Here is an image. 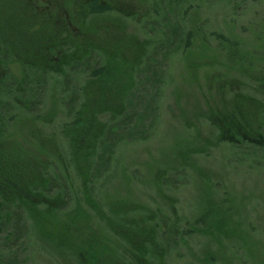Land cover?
<instances>
[{"label":"rangeland","instance_id":"1","mask_svg":"<svg viewBox=\"0 0 264 264\" xmlns=\"http://www.w3.org/2000/svg\"><path fill=\"white\" fill-rule=\"evenodd\" d=\"M19 1L10 33L58 51L44 74L0 41V159L34 204L2 210L0 264H264V0Z\"/></svg>","mask_w":264,"mask_h":264},{"label":"trees","instance_id":"2","mask_svg":"<svg viewBox=\"0 0 264 264\" xmlns=\"http://www.w3.org/2000/svg\"><path fill=\"white\" fill-rule=\"evenodd\" d=\"M24 3H25L24 1L18 2V0H0V6L2 4H8V5H13V7H15V9H17V10H12L11 14H7L8 9L2 11L1 7H0V41L3 42V45L5 47L4 48L5 52L2 51V53L4 55H6V57H8L9 54L11 56H13V54L17 53L16 54L17 57L20 58L22 56L23 58L25 57V59H26V56L29 59L32 55V56H34V64L33 63L29 64V66L31 65L32 67L37 68L40 71V73L46 74L48 72V70H46L44 66L39 67L37 65L41 64V61H39V60L45 59L44 56H46L47 54H50V52L56 53L58 51L53 46V44L55 45V43L51 44L50 43L51 39H49V38H47L48 40L47 39L39 40L37 37H31L30 39H27L26 38V24L25 23L17 22V24L20 25L19 27L23 28V31L19 27L17 29L18 35L22 39H20V38L15 39L14 34L10 33V30H9L12 28L10 25V20L15 19V18L18 20L22 16L24 17L23 12H25L24 9H26V7L24 6ZM181 3H183V0H169L168 10L169 9L173 10L174 5H179ZM85 7H86L87 13L89 15H102V14L108 13L110 11H113V12L118 11L114 6H113L114 8H111L109 6H105V4L104 5L98 4L96 1L95 2H88L85 5ZM169 12H170V10H169ZM129 15H131V14H129ZM131 18H133V17H131ZM31 20H35V19H31ZM6 21H7V24H6ZM34 23H35V21H34ZM57 23H59V22H57ZM30 26H32V25L29 24V27ZM41 26L44 27L43 25H41ZM170 31L175 33L178 30L177 29H170ZM170 31L166 32V36L172 45V43H175L174 40H176V38L173 37L174 35L172 33H170ZM190 36H191L190 34L185 35L186 39L183 40L184 46L188 45V41L190 40ZM6 37H8V38H6ZM23 38H26V39H23ZM8 39H11V40L8 41ZM179 40H181V39H179ZM5 41H7V42H5ZM10 44L15 45V49H16L15 53L12 52V48L10 47ZM79 45H81V47H85L86 43L84 41H82L79 43ZM49 46H51V47H49ZM93 53H94V49L90 48V53L88 54V52H87L88 55L85 56L83 59H80V61H78L77 59L68 58L67 62L65 63V66L76 67L78 64L88 63V61H89L88 58L91 59ZM38 57H40L39 60H38ZM34 65H36V66H34ZM102 68L103 67L98 68L97 71L95 72L94 76L99 78L100 75L102 74V71H103ZM65 81H68V77L66 78ZM26 95H27V92H26ZM29 97H30V99H32V96H29ZM128 99H127V101H128ZM20 105H22V103ZM32 105H33V102L27 103L26 104V110L27 111L31 110ZM24 107H25V105H24ZM125 120L126 119L123 120V118H122V120L115 121L109 127V130L107 131L106 137H105L106 140L102 144L103 150H104L103 152L107 151L110 153V151L112 149L111 147L113 146V144H110V142L108 141L109 139L112 138L111 132L114 131L113 129H115V128L118 129V128L122 127L123 125L120 126L119 124L124 123ZM232 132L236 133L234 131H232ZM106 141H108V142H106ZM255 141L256 140L251 141V142H255ZM257 143L263 145V142L261 141V139ZM10 155L7 154L6 156H3L2 159H0V194H1V197H0V229H1V224L3 223L4 218L7 217V220L9 218L8 215L2 211L5 207V205L7 208H10V209L13 206L15 207L16 204L20 205L23 209H26V204H28L31 207H34V204L30 201L31 198L28 196H26V198L29 201L27 199L26 200L24 199V202H16L15 204L13 203L12 197L11 198L9 197L10 195H13V194L16 197L24 196V194L22 192L23 190L21 189V186H20V184L22 183L20 180L22 179L21 177L24 176V173H23L24 170H23L22 175H21L20 171H22V170H20V168H18V166L15 167V165H16L15 160H13V161L10 160V158H9ZM25 174H26V182H29V184H30V186H28V188L30 187L33 190L40 192V194H42V191H43V194L46 195V193L49 191V186L52 187L51 182L50 183L46 182V184H41L39 182L36 183L33 176L30 173H28V170H26ZM55 208H58V206Z\"/></svg>","mask_w":264,"mask_h":264},{"label":"flooded vegetation","instance_id":"3","mask_svg":"<svg viewBox=\"0 0 264 264\" xmlns=\"http://www.w3.org/2000/svg\"><path fill=\"white\" fill-rule=\"evenodd\" d=\"M246 122H247V120H245ZM235 132V131H234ZM231 133H233L232 131H231ZM234 134V133H233ZM237 134H241L242 135V137L243 138H247L248 139V141H254L253 139V137L252 136H254V137H259L260 138V135L257 133V132H255V133H253L252 132V134H249V136H246L244 133H240V132H238L237 131Z\"/></svg>","mask_w":264,"mask_h":264}]
</instances>
